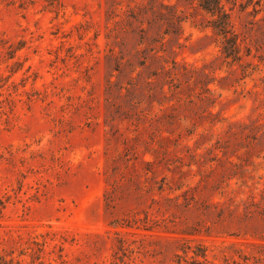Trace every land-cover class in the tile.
I'll use <instances>...</instances> for the list:
<instances>
[{
	"label": "rangeland",
	"instance_id": "rangeland-1",
	"mask_svg": "<svg viewBox=\"0 0 264 264\" xmlns=\"http://www.w3.org/2000/svg\"><path fill=\"white\" fill-rule=\"evenodd\" d=\"M61 1L0 0V254L264 264V0L236 62L200 0Z\"/></svg>",
	"mask_w": 264,
	"mask_h": 264
},
{
	"label": "trees",
	"instance_id": "trees-1",
	"mask_svg": "<svg viewBox=\"0 0 264 264\" xmlns=\"http://www.w3.org/2000/svg\"><path fill=\"white\" fill-rule=\"evenodd\" d=\"M45 2V7L55 11L59 12L61 8L63 7V3L61 0H43ZM200 8L210 14L213 17L212 21V28L215 30L216 34L221 36L222 41V53L226 59H233V61H240L242 60V46L239 43V37L238 34L235 32V26L232 19V13L229 12L226 5L224 4L223 0H200L199 4ZM11 54V53H10ZM15 54L12 53L10 55V58H14ZM1 211V208H0ZM135 223H129L127 226L133 227ZM37 245H39L38 251H43V246H45V243L41 244L39 242H35ZM126 241L124 240V244ZM63 249V248H62ZM200 249H202L200 247ZM35 253L33 255V258H35ZM195 256H202L206 260L208 259L207 249H205L203 252L195 253ZM21 255H25V253H21ZM62 257V255H60ZM39 255L36 257V259H40ZM182 260V258H181ZM182 261H179V264H181ZM0 264H22V260L16 259L15 257H8L7 255H1L0 254ZM117 264V263H114ZM188 264H201L197 259H194L193 261L189 262Z\"/></svg>",
	"mask_w": 264,
	"mask_h": 264
}]
</instances>
